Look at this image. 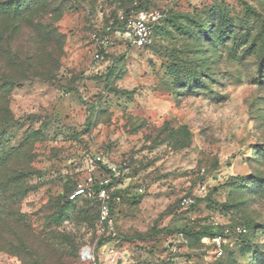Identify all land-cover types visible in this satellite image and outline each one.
Returning <instances> with one entry per match:
<instances>
[{
    "label": "rangeland",
    "instance_id": "1",
    "mask_svg": "<svg viewBox=\"0 0 264 264\" xmlns=\"http://www.w3.org/2000/svg\"><path fill=\"white\" fill-rule=\"evenodd\" d=\"M139 7L148 45L120 33ZM83 249L264 264V0H0V264Z\"/></svg>",
    "mask_w": 264,
    "mask_h": 264
},
{
    "label": "built area",
    "instance_id": "2",
    "mask_svg": "<svg viewBox=\"0 0 264 264\" xmlns=\"http://www.w3.org/2000/svg\"><path fill=\"white\" fill-rule=\"evenodd\" d=\"M160 10H148V9H139L131 11L125 18L123 19V30L121 36L129 41L132 44L137 45H148L152 43V34L156 23L161 18ZM103 44L107 43V39L101 40ZM89 182H92V178L89 177ZM85 189H80L75 192V194H79L84 192ZM97 201L99 205L98 212V223L101 227L102 232H106L107 234H111L113 230V225L109 217V204H108V193L105 189L99 188L97 193ZM192 203V200L189 198H185L182 201L183 205H188ZM214 241L217 244H220L222 241L220 238H214ZM107 253L110 259L113 261L115 259V251L112 247L107 248ZM219 253L221 250L219 249ZM82 256L91 262H95V254L88 249L82 250Z\"/></svg>",
    "mask_w": 264,
    "mask_h": 264
},
{
    "label": "trees",
    "instance_id": "3",
    "mask_svg": "<svg viewBox=\"0 0 264 264\" xmlns=\"http://www.w3.org/2000/svg\"><path fill=\"white\" fill-rule=\"evenodd\" d=\"M139 9H146V8H144V7H139V8H136L135 10H139ZM157 24H158V22L156 23V25H155V27H154V32H155V28L157 27ZM154 34V33H153ZM16 56V55H15ZM13 59V58H12ZM19 60H22V58L21 57H14V59H13V61H19ZM94 199H96V198H94ZM97 200V199H96ZM98 202V201H97ZM89 264H91L92 262L90 261V260H88V259H86V258H84Z\"/></svg>",
    "mask_w": 264,
    "mask_h": 264
}]
</instances>
